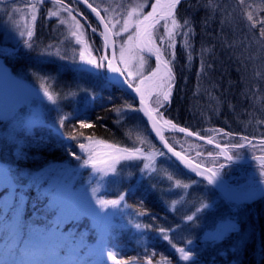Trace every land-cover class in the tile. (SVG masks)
<instances>
[{
  "label": "trees",
  "instance_id": "1",
  "mask_svg": "<svg viewBox=\"0 0 264 264\" xmlns=\"http://www.w3.org/2000/svg\"><path fill=\"white\" fill-rule=\"evenodd\" d=\"M89 1L108 21L107 16L114 15L121 16L123 23L124 19L131 18L129 14L132 15L140 4L147 12L153 0ZM59 2L70 7L84 23L90 48L100 60L105 43L94 18L74 0ZM259 8L256 0H188L180 4L176 12L180 41L173 64L175 86L171 104L164 111L167 119L222 145L238 143L242 136H247L250 141L264 142V11L258 12ZM67 30L63 25H56L41 8L35 23L34 52L47 53L64 47L63 54L70 55V49L77 43L73 37L68 41L62 39L66 32L70 33ZM0 56L13 72L36 84L51 86L58 101L57 106L50 109V120L69 138L60 144L52 135L44 136L38 129L22 131L18 138L27 146L21 150L16 149L12 140L1 139L0 159L13 165L21 184L17 189L16 203L9 210L4 203L8 189L0 190V264H51L58 258H69L70 248L80 244L79 239L85 231L90 233L87 238H95L96 232L89 218L72 220L64 226L56 223V212L49 205L51 191L42 193L36 190V185H27L25 169L33 172L46 163L77 168L86 158L79 145L85 144L89 137L106 144L147 152L151 149L148 145L132 144L136 136L145 135L153 148L163 152L174 167L159 162L150 175L142 178L141 163L121 168L114 192H123L135 211L134 217L144 226H151L146 227V245L117 248L122 257L142 261L141 258L145 259L143 254L148 258L149 254L153 257L154 252L155 261L184 264L180 257V250L184 249L199 258L202 264H264V197L250 204L233 206L206 181L177 164L152 136L141 112L136 110L139 109L136 100L120 88L109 85L105 68L80 70L40 58L24 48ZM141 56L151 68L154 67L151 58ZM81 120L92 127L81 128ZM166 137L181 151L186 144L200 146L206 154L218 151L182 134L166 133ZM251 148L254 146L240 153L233 151V154L251 157L256 154L249 151ZM72 152L82 159L72 156ZM200 160L207 166L217 163L211 158ZM167 171L170 175H165ZM221 174L230 185L250 177L259 182L264 180V167L257 163L229 164ZM195 180L200 186L191 187L182 202L172 209L173 202L182 193L179 184ZM133 184L138 186L132 189ZM205 186L211 188V193ZM213 194L219 195L221 202L196 213L200 206L210 202ZM22 195H26L28 201L22 216V240L16 242L8 229ZM189 215L194 216L192 221H187ZM227 217L234 219L237 228L221 237L211 236L210 230ZM41 227H56L68 234V238L50 249L26 246L31 232ZM161 228L165 230L163 236L156 231ZM79 260L81 264H88L81 258Z\"/></svg>",
  "mask_w": 264,
  "mask_h": 264
},
{
  "label": "rangeland",
  "instance_id": "2",
  "mask_svg": "<svg viewBox=\"0 0 264 264\" xmlns=\"http://www.w3.org/2000/svg\"><path fill=\"white\" fill-rule=\"evenodd\" d=\"M153 1L149 5L147 12L150 10ZM256 1L260 7L257 11H264V0ZM31 5L36 6L35 11H33ZM41 8L46 10L47 17L53 19L56 25H63V28L66 30L68 29L67 31L70 33H65V36L62 38L64 41H68L71 37L75 39L77 44L75 48L72 50L70 49V55L63 54L64 47H61V49L55 48L47 53H38L36 50V52H34L33 39L35 35V23ZM64 9V4H60V2L57 3V0H45L42 4L37 3V0H28L27 2L24 0H0V35L3 37L2 41L0 40V55L17 52L19 48H24L30 54L39 56L40 58L58 61L72 68L80 70L90 68L91 65H87L84 61L80 60L81 52L86 56L97 59V61H99V59L92 52L91 42L88 38L89 35L86 27L77 14L73 11H65ZM142 9H144V5L142 6L140 4L138 8L132 12L130 20L133 24V28H130L128 33H121L120 35H116V33L119 32L120 27L123 24L121 16L108 15L107 17L109 18L111 26L113 27V25H115L113 31L117 42L118 61L120 47L121 45H124L126 57L129 55L136 56V59L130 61L132 67H130L129 70L133 72L143 71L146 75L151 67L146 62L143 63V67H141L139 56L143 53L136 54V36H134L132 41L127 40L128 35L132 34L135 30L134 25L137 18L141 19L147 13L146 10L143 11ZM53 12H57L58 15L51 16L50 14ZM33 15L36 17L35 20L32 19ZM117 21H120V23L117 24ZM164 24L165 21L160 22V24L157 25L159 33L155 40V44L159 46L163 52L164 48L169 43L168 34L171 30L173 31L172 39L175 41L172 51L175 54L180 41V25L176 20V26L174 28L171 21H167L168 27L165 29ZM28 30L33 32L31 38L26 34ZM21 33H24V35H21ZM73 33L76 35H72ZM159 36H164L165 39L161 41ZM28 45H31V47ZM85 45H87V47H85ZM104 55H106L105 48ZM65 57H67V59H65ZM165 58L168 60L172 59L167 53H165ZM93 69L96 70L94 67ZM45 89L47 91H45ZM49 94L53 97L52 100L48 98ZM57 101L58 98L50 85L36 84L28 80L24 75L13 72L4 64L0 56V142L2 138L6 137L15 143L14 145L16 149H26V143H23V141L18 138L19 133L22 131L34 132L37 129L43 132L44 136L46 134L52 135L60 144L69 141V138L61 131V129L50 120V109L57 106ZM151 105L155 108V105L152 102ZM164 116L163 111L162 117ZM91 141L93 142L91 145L93 148L92 153L81 148L80 150L86 154L85 160L89 159L90 155H95L96 159L100 161V163L95 166L91 163L85 164L83 162L79 167L71 168L68 166L57 167L54 164L46 163L42 164V168L34 170L33 172L27 171L26 169L24 170L27 178V185H36V190H41L42 193L51 191L52 199L49 205L56 212V223L60 222L61 225L64 226L67 222L72 220L89 218L96 232L95 238L89 239L87 236L90 233L85 231V235H83L81 240L79 239L80 244L70 248L69 258H58L51 264H81L79 258H81L84 263L88 262V264H147L149 258L151 259L152 264H170L167 262L155 261L154 258L156 254L154 252L153 257L149 254L148 258L143 254L142 256L145 259L143 260L141 258L142 261H139L137 258L126 259L122 257L120 250L117 249L118 247L133 248L134 246H144L148 243L146 226H144L137 217H134L133 214H135V211L130 202L125 198L121 201L120 205L108 204L106 207L101 206L98 201L101 199L105 201L119 199L123 194V192H119L118 194L114 192V184L120 176V171L123 166L141 163L142 171L140 173L142 178L150 175L159 162L168 167H174L171 160L166 156L160 155L159 151L153 148L151 140L146 135L143 137L136 136L132 141V144L133 146L145 144L151 148L150 150L147 152L136 153L135 155L137 158L135 159H121L115 164L108 159L109 153L113 155L115 153L113 152V149L108 148L107 145L119 149L127 148L106 144L98 140ZM238 143H242V141H239ZM89 144L90 141L88 140L84 145L87 147ZM235 144H237V142L227 144L228 152L232 157L246 158L243 156H235L233 151L240 153L241 150H247L252 146H254V148H251L249 151L256 152L253 156L264 155V142L251 141V144L246 143L245 147L241 149L232 147ZM183 151L200 163H203L200 159H216L218 164H210V167L215 165L214 168L220 175L223 168L229 166V161L220 154V151L209 156L206 154L204 148L200 146H189L187 144ZM210 163L212 162L210 161ZM253 163H257L258 166L264 167L262 163ZM220 164H223L224 167L220 168ZM108 165H113L116 171L113 172ZM145 165H148V167H145ZM164 173L165 175H170L168 171ZM248 181L256 180L250 177L236 184L237 186L235 184L230 185L228 182L227 184H229V187L235 186V190L239 192H245L248 189L247 187L250 186ZM20 184L21 181H19V178L16 176V171L13 165L0 159V190L8 189V194L4 198L7 210L15 205L18 194L17 189ZM137 186L138 184H133L131 188L135 189ZM176 186H178V184H175V187ZM193 186H200V183L195 180L189 184H179L182 193L179 199L173 202L171 206L172 209L182 202L187 191ZM205 189L209 193L212 191L208 186H205ZM212 196L210 202L200 206V209L203 211L211 209L217 203L221 202L219 195L213 194ZM21 197L22 199L20 200L14 221L10 224L8 229L16 242L22 240V216L28 201L26 195H22ZM205 205H207V207H204ZM98 209H100L101 212L108 213V215H101ZM199 212L200 211H197L196 213ZM229 221L235 223L232 217H227L223 222L219 221L210 230V235L213 237H221L229 231L236 229L237 226H235L234 229H231V225L226 224ZM136 224H141L142 227L138 229L135 227ZM67 238L68 234L61 232V230L56 227H41L31 232L30 236L26 239L25 244L28 247L50 249L56 246L60 240L64 241ZM126 239L127 242H125ZM83 249L86 251H82ZM177 250L178 249L176 248V251ZM109 252L113 253L115 259L108 256ZM184 252L180 251L181 258L183 257ZM182 260L184 264H202L199 258L193 254L190 259L184 260L182 258Z\"/></svg>",
  "mask_w": 264,
  "mask_h": 264
},
{
  "label": "snow or ice",
  "instance_id": "3",
  "mask_svg": "<svg viewBox=\"0 0 264 264\" xmlns=\"http://www.w3.org/2000/svg\"><path fill=\"white\" fill-rule=\"evenodd\" d=\"M45 0H37V3H44ZM78 2V0H77ZM160 0H157V4L152 6V11L147 13V15L143 16V19L137 18L135 25H134V32L130 35H128L127 40L128 41H132L134 36H143L146 37V42L143 43L142 45H138L136 48V54L138 55L141 52H147L151 55H154L155 57V68H151L150 70H148L147 75L144 74L143 71H139V72H133L130 69V67H132L130 61L133 59H136L135 55H129L126 57L125 55V47L124 45H121L120 47V55H119V61L120 63L114 64L113 61L117 59L115 51L113 50L112 53V59H108V57L106 55H103L100 57V60L97 61V59L95 58H91L90 56H86L83 52H81L80 54V60L84 61L87 65H91L92 67H94L95 69H101V68H108L111 69V71L113 73L118 74L117 76H114L112 78H110V80L108 81L109 85L113 82V81H119L120 85L124 88H127L128 90L133 91L135 94L139 95V103L142 106L140 109H136L137 111H141L144 112L147 117L149 118V120L151 121V128L153 130L156 131L157 135L159 136V139L161 141L164 142V146H166L168 148L169 152H172V154L177 157V158H182L181 157V153L175 151L174 149L171 148V146H169L167 144V141L164 139L163 134L160 132V129L158 127V122L156 119V115H154V113L158 114L159 116H163V111H166L168 106L171 103V97H172V91L174 88V84H175V76L173 73V64L175 62V54L172 51L174 45H175V41L172 39V35H173V31H169L168 34V40L169 43L167 44V46L164 48L163 52L161 51L160 47L157 46L155 44V40L157 38V35L159 33V29L157 28V25L160 24L161 20L165 21L164 24V28L167 29L168 25H167V21L171 20L172 25L176 26V20L174 18V12L175 9L177 7V5H179L181 3V0H168L167 3V9L166 10H159L158 11V5H159ZM57 3H59V0H57ZM83 3L85 5H87V7L89 9L92 10V12H94L96 14V16H98L100 18L101 21H103V17L100 16V12L99 10H97L96 8H93V6L88 3V0H83ZM33 11H35V5H31ZM65 11L71 12L72 9L70 7H65L64 9ZM81 16H83V13H79ZM51 16H57L58 13L57 12H53L50 14ZM129 16H131V14H129ZM33 20L36 19L35 15H33L32 17ZM84 19L86 20L87 17H84ZM117 24L120 23V21L116 22ZM113 27H115V25H113ZM130 28H133V24L131 22L130 19H126L124 20L123 24L120 27L119 32L116 33V35H120L121 33H128ZM105 29L106 31L104 33H101V35H103L104 40L107 42L109 37H108V26L105 24ZM93 32L96 31L95 28L92 29ZM264 31V30H262ZM27 36L29 38H31L33 36V32L31 30L27 31ZM21 35H24V33H21ZM73 35H76L75 33H73ZM159 39L161 41H163L165 39L164 36H159ZM29 47H31V45H28ZM107 46V45H106ZM85 47H87V45H85ZM165 53H167L168 56H171L172 59L168 60L165 58ZM65 59H67V57H65ZM139 62L141 63V67H143V63H145L144 61V57L143 56H139ZM146 84L147 85H151L150 88L147 89V95H146ZM45 91H47L45 89ZM48 98L50 100L53 99V97L49 94ZM149 101H151L154 105L155 108L152 109H147L144 106H147L149 104ZM163 110V111H162ZM80 127L81 128H90L92 127L91 124L81 120L80 122ZM164 123L166 124H171V121L165 120ZM176 126L173 125V128H175ZM180 132H185L187 131L184 128H180L179 129ZM226 135H229L226 133ZM201 139H203V137H201ZM240 140L242 141V143H237L235 145H233L232 147L236 148V149H241L245 147V144H251V141L249 140V138L247 136H242L240 137ZM89 141L90 144L89 146H85L84 144L79 145V147L81 149H84L90 153L93 152V148H92V141H91V137H89ZM208 143H212V140L209 139ZM108 148H112L113 152L115 153L114 155L109 153L108 154V159L111 160L113 162V164L118 163L121 159L124 160H131V159H135L136 157V153H140L142 150L141 149H119V148H113V146L111 145H107ZM217 147H220V145H217ZM223 148L225 149V151H222L220 154L226 155V158L228 161H231L233 159V157L231 155H228L226 152V149L228 148V145H224ZM67 151V149H66ZM132 153V154H129ZM72 156H76L77 159H82V157H78L77 154L75 152L71 153ZM160 155H164L163 152L160 153ZM209 156H212V153H208ZM238 158V157H237ZM183 159V158H182ZM264 159V158H261ZM85 164L91 163L94 166L98 163H100L99 160L96 159L95 155H90L89 159L84 161ZM107 163V162H105ZM109 168H111V170L113 172L116 171L115 167L113 165H108ZM145 167H148V165H145ZM214 167H209V168H202L201 165H196V169L199 170V175L200 176H206V179L208 181L209 184H214L216 183V177L218 175L217 171H214ZM220 168H223L224 165L220 164L219 165ZM125 196L124 194H122L120 196L119 199H114V200H109V201H105V200H99L98 203L101 206H107L108 204H112V205H120L121 201L124 200ZM204 207H207V205H205ZM202 209H198L197 211H201ZM99 213L101 215H108V213H104L101 212L100 209H98ZM187 221H192L193 220V216L189 215L186 217ZM226 224H230L232 225L231 229H234L236 224L232 221H229ZM136 228H141L142 225L141 224H136L135 225ZM146 227H151L146 226ZM156 231H158V233H160L163 236L164 233V229H157ZM165 239H167V237H164ZM188 243L190 244L191 241H188ZM181 252H184V249L180 250ZM109 257H112L113 259H115V257L113 256L112 252L108 253ZM192 256V253L189 252H184L183 255V259L184 260H188L190 259V257ZM147 264H152L151 259H148Z\"/></svg>",
  "mask_w": 264,
  "mask_h": 264
},
{
  "label": "water",
  "instance_id": "4",
  "mask_svg": "<svg viewBox=\"0 0 264 264\" xmlns=\"http://www.w3.org/2000/svg\"><path fill=\"white\" fill-rule=\"evenodd\" d=\"M75 2H77V0H74ZM183 1H187V0H181V3ZM81 6H83L88 12L89 14L94 18V20L96 21V23L98 24L99 28L101 29V32L104 33L106 31L105 29V24L108 26V41L106 42L104 40V37H103V40H104V43H105V53H106V56L108 57V59H112V53H113V50L115 51V54H116V57L117 59L113 61L114 64H117L119 63L118 61V54H117V42H116V37H115V33L111 27V24L110 22L104 17V15L102 14V12L97 8L95 7L89 0H88V3H90L93 8H96L97 10H99L100 12V16H102L104 19L103 21L100 20V18L98 16H96V14L94 12H92L91 9H89L87 7V5H85L83 3V0H78V2ZM180 3V4H181ZM177 5L176 9H175V12H174V18H175V15H176V12H177V9L178 7L180 6ZM164 20H161L160 22H163ZM171 21V20H169ZM107 45V46H106ZM136 46H138L136 44ZM143 54H145L146 56H148L149 58H151L153 61H154V65L156 66L155 64V57L154 55H151L147 52H142ZM90 71H94L93 67L90 66V68H88ZM105 72H106V76H107V79L108 81L110 80V78L114 77V76H117L118 74L116 73H113L111 71V69H108L105 67ZM112 85L120 88L121 90L125 91L127 94H129L134 100H136V102L138 103V107L139 109L142 107L139 103V95L138 94H135L133 91L131 90H128L127 88H124L120 85L119 81H113L111 83ZM146 107L147 109H152V105H151V101H149V104L147 106H144ZM141 112V111H140ZM144 120L146 121V123L148 124L149 126V129L151 131V134L152 136L154 137V139L156 140V142L160 145V147L177 163L179 164L182 168H184L185 170H187L188 172H190L191 174L201 178L202 180L207 181L206 179V176H200L199 175V170L196 169V165H201L202 168H209L210 166H207L203 163H200L198 162L197 160H195L193 157H190L189 155H187L186 153H184L183 151L181 150H178L177 148H175L170 142L169 140L167 139L166 137V134L165 133H178V134H182V135H185V136H189V137H192L193 139L199 141V142H202L204 144H207V145H210L214 148H216L217 150H219L220 152L222 151H225V149L223 148V145L219 144V143H216L215 141L212 140V143H208V140L210 138H207V137H204V136H201L199 135L198 133H195L193 132L192 130L190 129H187V128H184V127H181L177 124H175L173 121L171 120H168L166 119L165 117H159L158 114L154 113V115H156V119H157V122H158V127L160 129V132L163 134L164 136V139L167 141V144L169 146H171L172 149H174L175 151L177 152H180L181 153V157L183 158H177L175 157L172 152H169L168 151V148L166 146H164V142L161 141L159 139V136L157 135L156 131L153 130L151 128V121L149 120V118L147 117V115L144 113V112H141ZM165 120H168V121H171L172 123L171 124H166L164 123ZM165 125L168 127L167 129L165 128ZM173 125H175L176 127L173 128ZM180 128H184L186 129L187 131L185 132H180L179 129ZM201 137H203V139H201ZM217 145H220V147H217ZM226 152L228 155H231L229 152H228V148L226 149ZM223 156V154H222ZM224 157V156H223ZM226 158V157H224ZM261 158H264V155H261V156H251V157H246V158H235L233 157V159L231 161H229L231 164H234V165H247V164H251L253 162H258V163H262L264 164V159L261 161ZM227 159V158H226ZM214 171H217L215 168H214ZM218 172V171H217ZM216 183L214 184H209L213 189L217 190L221 195L222 197L231 205L233 206H238V205H245V204H250V203H253V202H256V201H259L260 199H262L264 197V180H262L257 188L256 191L252 192V193H246V194H237L235 191H230L228 189V185L227 183L222 179V177L220 176L219 172H218V175L216 177Z\"/></svg>",
  "mask_w": 264,
  "mask_h": 264
},
{
  "label": "bare ground",
  "instance_id": "5",
  "mask_svg": "<svg viewBox=\"0 0 264 264\" xmlns=\"http://www.w3.org/2000/svg\"><path fill=\"white\" fill-rule=\"evenodd\" d=\"M167 3H168V0H160L159 5H158V11H159V10H166V9H167ZM155 4H157V0H154V1H153L152 6L155 5ZM152 6H151L150 10H149L147 13H149V12L152 11ZM147 13H146L145 15H147ZM145 15H144V16H145ZM141 19H143V17H142ZM145 42H146V37H143V36H139V37H137V36H136V44H137V45H142V44L145 43ZM154 68H155V67H154ZM150 86H151V85H147V84H146V86H145V87H146V95H147V89L150 88ZM165 128L167 129L168 127L165 125ZM223 156L226 157V155H223ZM262 160H263V159H261V161H262ZM262 162H263V161H262ZM228 189H229L230 191H233L234 188L228 186Z\"/></svg>",
  "mask_w": 264,
  "mask_h": 264
},
{
  "label": "built area",
  "instance_id": "6",
  "mask_svg": "<svg viewBox=\"0 0 264 264\" xmlns=\"http://www.w3.org/2000/svg\"><path fill=\"white\" fill-rule=\"evenodd\" d=\"M254 189H255V187L251 186L250 188L247 189V193L253 191Z\"/></svg>",
  "mask_w": 264,
  "mask_h": 264
}]
</instances>
